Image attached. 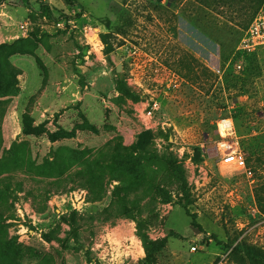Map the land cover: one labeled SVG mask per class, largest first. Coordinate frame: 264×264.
<instances>
[{
	"label": "rangeland",
	"instance_id": "rangeland-1",
	"mask_svg": "<svg viewBox=\"0 0 264 264\" xmlns=\"http://www.w3.org/2000/svg\"><path fill=\"white\" fill-rule=\"evenodd\" d=\"M198 6L0 0V264H139L159 243L155 264H249L237 246L264 248V47L238 51L248 29Z\"/></svg>",
	"mask_w": 264,
	"mask_h": 264
},
{
	"label": "trees",
	"instance_id": "trees-1",
	"mask_svg": "<svg viewBox=\"0 0 264 264\" xmlns=\"http://www.w3.org/2000/svg\"><path fill=\"white\" fill-rule=\"evenodd\" d=\"M198 4V8L214 12L219 18L228 24L248 29L255 17L264 5V0H192ZM248 27V28H247ZM106 44V51L111 54L114 46L108 43V36H103ZM159 243L158 247L146 244L147 257L139 264H155L156 254L164 249L165 246ZM236 253L249 264H264V248L253 245L246 241L240 243L236 248Z\"/></svg>",
	"mask_w": 264,
	"mask_h": 264
},
{
	"label": "built area",
	"instance_id": "built-area-1",
	"mask_svg": "<svg viewBox=\"0 0 264 264\" xmlns=\"http://www.w3.org/2000/svg\"><path fill=\"white\" fill-rule=\"evenodd\" d=\"M61 25L62 24L60 23L59 26ZM21 29L25 32H30L32 31V24L30 22H25L22 24ZM84 34L86 40L90 41V39H92V37L89 36L88 34V27L84 28ZM96 41L100 42L98 35H96ZM263 47H264V5L259 11L258 15L253 20V22L250 24L248 30L246 31V34L244 35L238 47V51L245 54L254 53ZM152 116H153V112L149 111L147 117H152ZM221 125L223 127V132L226 136H230L234 134V126L231 120L225 119L221 123ZM218 155L223 157L222 162L228 164L233 162L234 164L237 165L238 168L245 169V174L249 178H252V173L246 170L244 155L238 154L236 150H233L228 155H223V152L221 150H218ZM193 250H195V248H193Z\"/></svg>",
	"mask_w": 264,
	"mask_h": 264
},
{
	"label": "water",
	"instance_id": "water-1",
	"mask_svg": "<svg viewBox=\"0 0 264 264\" xmlns=\"http://www.w3.org/2000/svg\"><path fill=\"white\" fill-rule=\"evenodd\" d=\"M117 71H118V72H120V71H121V69H120V68H118V69H117Z\"/></svg>",
	"mask_w": 264,
	"mask_h": 264
}]
</instances>
